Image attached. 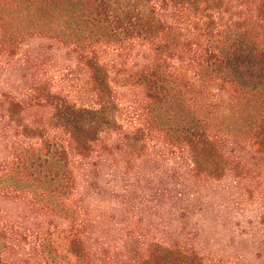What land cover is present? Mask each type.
I'll return each mask as SVG.
<instances>
[{
  "label": "rangeland",
  "instance_id": "374dc122",
  "mask_svg": "<svg viewBox=\"0 0 264 264\" xmlns=\"http://www.w3.org/2000/svg\"><path fill=\"white\" fill-rule=\"evenodd\" d=\"M190 1L198 17L215 16L223 29L237 12L229 0H217V9ZM119 2L159 11L168 45L187 57L160 60L148 44L125 39L62 44L23 20L33 6L0 0V264H137L150 244H177L205 264H264V158L248 137L263 106L264 57L242 41L229 46L233 59L214 56L217 22L202 24L184 7ZM60 10L50 14L66 33L128 27L82 2ZM145 73L185 96L190 111L152 102ZM232 74L236 94L224 82ZM194 114L237 174L203 178L171 143L165 131L177 138ZM66 118L85 128L77 151L61 129ZM72 238L81 253L71 254Z\"/></svg>",
  "mask_w": 264,
  "mask_h": 264
},
{
  "label": "trees",
  "instance_id": "16d2710c",
  "mask_svg": "<svg viewBox=\"0 0 264 264\" xmlns=\"http://www.w3.org/2000/svg\"><path fill=\"white\" fill-rule=\"evenodd\" d=\"M119 1L120 0H21V3L24 7L33 6L34 8V15L31 18H29L28 15H24L23 20L29 22L35 30L39 31L44 36L56 39L62 44L91 48L92 45L101 46L102 44L111 43H118L120 45L125 39L148 44L156 58L160 60L163 58L170 59L171 57L184 60V58L187 57L184 51H179L174 54L173 48H170L168 45L170 40L165 37V29L162 30L166 24H163L159 11L155 10L153 12L145 3L133 7V10H131V6H120L121 3ZM162 1L164 5L189 9L195 17L203 19V23L201 22L202 24H206L211 19L217 22V18L212 15L198 17L197 15H199V13L197 14L190 0H161V2ZM229 1L236 4L237 12L232 14V18L225 29L221 28L222 26L220 27L219 22H217V29L214 30L213 45H215V50L213 55L221 57L224 60H231L238 54L231 48L229 49V46L235 41H242L249 46H256L254 48V53L256 56L263 58L264 0ZM81 2L91 7L93 14L101 18L104 14H118L117 19L124 22L128 27L122 31L111 28H101V31L92 26H85L79 35L66 33L62 30L57 19H54L53 15L50 14V10L51 8L59 7L61 9L60 12L67 14L70 8L77 9L78 4ZM193 2L206 9L211 5L217 9L220 8L219 5L221 4V1L217 2V0H193ZM248 24H251L252 28L245 31L243 27ZM236 26L242 27V31H245L242 34L243 36L233 32ZM104 29L106 30V34L103 33ZM200 31L202 32H197V34H199L198 38H203L202 36H205V30L200 29ZM217 73L219 75V72ZM93 79L98 83V77L95 73L93 74ZM140 81L148 98L155 104L160 106L168 105L174 110L186 109L190 111L186 97L182 94L178 97L174 92L171 94L157 78H153L150 74L145 73L141 76ZM224 82L230 86V92L236 94L234 88L237 87L238 76L232 74L224 79ZM63 106L64 104H54L53 107L56 110H61ZM64 108H66V106ZM193 116L192 122L194 123L190 126H183L180 133L177 134V138L176 136L174 137L175 133L168 130L166 132L164 130L168 137H170L171 143L180 147L188 154L193 172L197 175H201L203 178L218 179V177H221L226 172H230L234 175L237 174L239 165L232 163V161L228 159V156L222 152L219 138L211 135L201 120L195 114ZM254 118L248 132V137L255 148L256 155L264 158V100L263 106L259 109V112ZM71 120L72 119L66 118L61 129L67 130L71 141V147L73 151H77L83 141V136L81 134L84 132L85 128L79 126L78 122H71ZM86 140L87 143L90 141L87 138ZM66 157L67 156H64L65 160ZM69 247L71 254L81 253L83 249L82 244L78 243L76 239L73 238L69 242ZM137 264H205V262L195 251L185 250L177 244L160 246L150 244L147 246L143 258H141Z\"/></svg>",
  "mask_w": 264,
  "mask_h": 264
}]
</instances>
